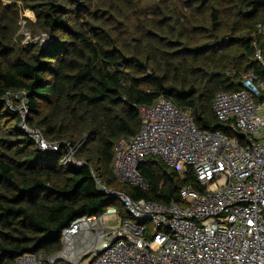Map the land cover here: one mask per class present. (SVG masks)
<instances>
[{
  "label": "trees",
  "instance_id": "16d2710c",
  "mask_svg": "<svg viewBox=\"0 0 264 264\" xmlns=\"http://www.w3.org/2000/svg\"><path fill=\"white\" fill-rule=\"evenodd\" d=\"M0 0V264L27 253L60 249V231L81 215L118 202L99 190L93 171L113 191L160 204L178 200L182 179L159 159L138 170L148 188L119 183L111 169L114 143L134 136L137 107L162 96L188 111L196 128L227 133L212 112L214 96L240 87L252 73L264 80V0ZM142 3V4H141ZM50 42L21 46L14 39L19 9ZM26 97V126L59 144L39 149L4 102ZM264 103V89L255 98ZM76 145L75 167L61 165Z\"/></svg>",
  "mask_w": 264,
  "mask_h": 264
},
{
  "label": "built area",
  "instance_id": "2783aa9c",
  "mask_svg": "<svg viewBox=\"0 0 264 264\" xmlns=\"http://www.w3.org/2000/svg\"><path fill=\"white\" fill-rule=\"evenodd\" d=\"M254 34L264 38V19L255 24ZM256 58L264 66L259 49ZM263 89L264 80L248 73L237 90L214 96L212 112L227 133L196 128L188 111L162 96L137 107V133L114 143L115 180L146 190L138 168L154 157L180 179L191 171L195 183L182 185L178 200L160 204L110 190L92 171L98 189L113 197L125 216L106 206L98 214L76 217L60 231L58 251L27 253L15 263L264 264V103L255 102ZM3 100L19 112L20 129L39 149L58 151V143L24 123L22 91L8 92ZM76 148L67 145L59 163L80 166Z\"/></svg>",
  "mask_w": 264,
  "mask_h": 264
},
{
  "label": "rangeland",
  "instance_id": "374dc122",
  "mask_svg": "<svg viewBox=\"0 0 264 264\" xmlns=\"http://www.w3.org/2000/svg\"><path fill=\"white\" fill-rule=\"evenodd\" d=\"M141 1L145 5L148 3H151V1L148 2V0H141ZM1 2L3 4H11L10 0H1ZM33 21H34L33 14L29 10L21 9V8L19 9L17 21L13 26L14 31H15L14 39L17 44L24 47V46H27L28 44H34L36 42L42 45H46L47 43L50 42L51 39L49 36L43 33H38L34 29V27L31 25ZM12 103L14 106L18 104L15 100H13ZM17 113L19 114L18 111ZM26 117H27V113L24 118V123L26 122ZM109 206L116 207L117 204L115 203Z\"/></svg>",
  "mask_w": 264,
  "mask_h": 264
}]
</instances>
